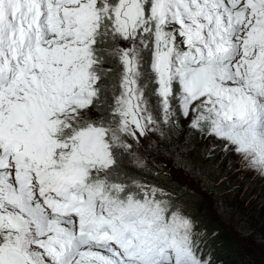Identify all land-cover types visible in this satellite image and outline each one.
Listing matches in <instances>:
<instances>
[{
    "label": "snow or ice",
    "instance_id": "obj_1",
    "mask_svg": "<svg viewBox=\"0 0 264 264\" xmlns=\"http://www.w3.org/2000/svg\"><path fill=\"white\" fill-rule=\"evenodd\" d=\"M195 138L264 178V0H0V264H212Z\"/></svg>",
    "mask_w": 264,
    "mask_h": 264
},
{
    "label": "trees",
    "instance_id": "obj_2",
    "mask_svg": "<svg viewBox=\"0 0 264 264\" xmlns=\"http://www.w3.org/2000/svg\"><path fill=\"white\" fill-rule=\"evenodd\" d=\"M182 140L183 137H181ZM199 143L200 139L195 138L191 150L183 157L194 171L203 175L204 180L199 177L193 180L199 187L197 185L184 186L181 178H188L189 173L174 168L173 162L169 169L172 170L170 180L184 189L186 202L192 203L188 205L187 210L198 224V231L205 233L203 236L204 253L211 255L212 264H257L255 256L261 253L258 248L264 252V189L261 188V192L250 203L239 199V192L244 184L248 183V177L238 183L234 178V169L231 168L226 157L227 154H222L220 149L207 153L204 145ZM196 188L197 192H195ZM199 188H202V191ZM203 191L207 195L208 191L214 193L208 197H213V203L220 207V212L226 221L233 224H227L228 227L240 236L233 239L224 234L216 220L212 224L208 223L207 217L210 213L203 204L204 199L200 194ZM219 217L226 224L223 218ZM243 240H247L252 248L242 244Z\"/></svg>",
    "mask_w": 264,
    "mask_h": 264
},
{
    "label": "rangeland",
    "instance_id": "obj_3",
    "mask_svg": "<svg viewBox=\"0 0 264 264\" xmlns=\"http://www.w3.org/2000/svg\"><path fill=\"white\" fill-rule=\"evenodd\" d=\"M212 143H213L212 141H202V140H200L199 144L204 145V148H205L206 152L208 153V151H210ZM216 143H217V149H220L219 148V142H216ZM221 153L223 154L224 152L221 151ZM226 157L228 158V162L230 163L231 168L234 169V176H235L234 178H236L238 183H240L241 181H243L245 178L248 177L249 185L247 186L248 183L244 184V186L242 187V189L239 192V195H238L239 197L238 198L241 199L242 201H246V202H249V203L252 202L255 199V197L258 195V193L261 192V188H262V190L264 189V178H261V177L255 175V174H253L251 172L243 171L241 169V166L239 164V161H238L237 157L232 156V155H228V154L226 155ZM155 160H156L157 164L167 163L168 168H170V164H172V160L171 159H166L165 157L160 156V155H157L155 157ZM176 174H178V173H176ZM188 176H189L188 178H184V177L181 178V180H182L181 182L183 183V185L187 186V187H189L190 185H193V186L197 185L198 186V184L193 181V180H195V178H193L190 175H188ZM253 186H255V188H253ZM245 189H246V191H245ZM248 189H249V191H248ZM199 190L202 191V188H199ZM197 191L198 190L196 188L195 192H197ZM200 194L203 196V199H204V203L203 204L205 205V208H207L208 209V213H210L209 217H207L208 223L210 222L212 224L214 222V220H216L217 223L219 224V227H220L221 231L224 234L230 236L233 239H235L237 236H240V235L236 234L232 228L228 227L227 224H231V225H233V224L226 221V218L220 212V209H219L220 207L216 206V204L213 203V197H211V198L208 197V195L212 196L214 193L212 194L210 191H208V195H207L203 191V192H200ZM187 204L188 205H192V203H190V204L187 203ZM219 216H221L223 218V221L226 224H224L221 221ZM205 217H206V215H205ZM197 227H198V224H197ZM202 240H203V237H202ZM242 244L248 245L249 248H252L247 240H243ZM202 246H203V249H204V252H205V245L203 244ZM258 250L261 253H259L256 256L254 255L256 263L257 264H264V252H263V250L261 248H258Z\"/></svg>",
    "mask_w": 264,
    "mask_h": 264
}]
</instances>
